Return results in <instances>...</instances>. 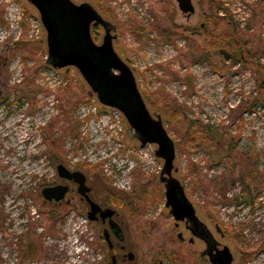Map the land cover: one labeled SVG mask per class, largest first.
Wrapping results in <instances>:
<instances>
[{
    "label": "rangeland",
    "instance_id": "374dc122",
    "mask_svg": "<svg viewBox=\"0 0 264 264\" xmlns=\"http://www.w3.org/2000/svg\"><path fill=\"white\" fill-rule=\"evenodd\" d=\"M101 1L118 16L112 18L122 28L124 57L176 142L174 176L186 185L198 218L230 248L233 264H264V0H192L191 16L176 0ZM214 1L224 5L217 19L209 14ZM0 12V264H105L94 228L75 211L59 219V207L45 202L42 190L59 183L60 163L111 178L119 191L153 186L162 161L155 147L126 139L119 114L88 98L77 70L46 63V33L24 0H0ZM237 29L259 59L220 54H245L226 45ZM29 68L38 72L32 86L23 83ZM59 139L64 147L56 155L48 143ZM160 209L151 212L164 214L160 227L149 216L141 220L133 250L143 264H179L166 258L174 248L170 237L177 238ZM180 232L188 249L192 236ZM195 241L202 252L203 242ZM255 251L251 259L244 254Z\"/></svg>",
    "mask_w": 264,
    "mask_h": 264
},
{
    "label": "flooded vegetation",
    "instance_id": "af4514ba",
    "mask_svg": "<svg viewBox=\"0 0 264 264\" xmlns=\"http://www.w3.org/2000/svg\"><path fill=\"white\" fill-rule=\"evenodd\" d=\"M24 2L38 14L42 29L46 33L47 50L50 32L52 43L59 50L58 59L65 57V62L63 61L65 66L61 69L77 70L90 89L88 98L94 99L102 108L119 114L122 130L125 131L126 139L130 143L135 141L143 147L145 141L146 146L155 147V153L159 150L160 144L169 145L175 148L176 153V142L167 130L163 114L158 112V107L148 97L149 91L143 81L138 79L136 70L129 63L130 60L124 57L121 44L122 28L112 18L114 15L118 18L112 7L105 5L101 0H24ZM70 55L73 61L67 63L66 58ZM232 59L233 54L230 60ZM176 157L175 154L171 173L163 175L166 160L156 156L157 160L162 161L163 166L153 178L155 183H150L153 186L138 188L136 185L130 191L117 190L109 178L98 173L70 169L68 165L60 163L59 165L65 166L71 173L82 172L89 190L81 194L78 191L79 183L74 178L59 176L58 184L47 187L66 186L68 192L59 203H49L59 207V219L66 217L68 211H75L77 218L86 219L94 228L105 252V264H143L142 259L133 250L131 237L135 236L137 248L141 232L139 225L145 217H151L148 220L153 228L160 227L158 221L164 214L161 212L155 216L151 214L157 206L161 211H166L165 219L174 222L172 234L175 233L177 239H173V235L170 237L174 243L172 252L175 249H183L181 246L186 242L180 228H184L192 237L188 240L189 248L183 250L189 251L191 255L192 253L198 255L204 261L203 264H213L211 259L218 258L224 246H221L207 225L198 218L186 185L180 178L174 176L177 172ZM178 183L182 190L177 187ZM167 186L173 193L171 197L174 201L182 200L180 190L184 193L185 199L195 209L194 216L184 213L182 219H175L171 208L167 206ZM129 226H135V233ZM216 230L222 232L219 224H216ZM195 240L203 242L205 247L202 252L197 253L194 249ZM166 262L161 259L159 263L154 264Z\"/></svg>",
    "mask_w": 264,
    "mask_h": 264
},
{
    "label": "water",
    "instance_id": "95a60500",
    "mask_svg": "<svg viewBox=\"0 0 264 264\" xmlns=\"http://www.w3.org/2000/svg\"><path fill=\"white\" fill-rule=\"evenodd\" d=\"M179 6V9L188 15L195 13V7L192 3V0H176ZM56 48V49H55ZM59 52L57 46H55L54 43H52V35L49 32V49H48V57L46 60V63L54 68L61 69L65 65L63 63L65 62V57H57V53ZM220 54H222L225 59H230L231 55L228 51L221 49ZM62 61H61V60ZM70 61H69V60ZM61 62H60V61ZM64 61V62H63ZM73 61L72 55L70 57L66 58V62L70 63ZM143 147L146 146V142H143ZM156 156L160 158H165L166 163L163 169L162 174L165 173L170 174L173 166L172 162L175 158V148L173 146L169 145H162L160 144L159 150L156 151ZM57 173L58 176L62 178L67 179H75L76 182L79 183V193L85 194L89 189L85 185V176L82 172L77 171L75 173H71L69 169H67L63 165H58L57 167ZM177 187H179L182 190V187L178 183ZM179 189V190H180ZM180 190V194L182 197V200L180 201H174V199L171 197L173 193H171V189L167 186V206L171 208V213L175 216L176 220L182 219V215L184 213L189 214L191 216L195 215V209L194 207L188 203L187 199L184 197V193ZM68 192V187L66 186H54V187H46L42 190V196L46 202H56L59 203V201L63 200ZM211 261L213 264H233L234 257L229 247L224 246L223 249L220 251V255L218 258H212Z\"/></svg>",
    "mask_w": 264,
    "mask_h": 264
},
{
    "label": "trees",
    "instance_id": "16d2710c",
    "mask_svg": "<svg viewBox=\"0 0 264 264\" xmlns=\"http://www.w3.org/2000/svg\"><path fill=\"white\" fill-rule=\"evenodd\" d=\"M223 7H224V5H223L222 2H215V1L212 2L211 6H210V11L211 12L209 13L210 17L212 19H217V16L219 14V10L223 9ZM0 14H1V16H3V12H0ZM218 25H219V23H218ZM226 45L230 49H233V50L234 49H238L240 47L244 48L245 54L242 53V51L239 54V56L236 53L233 54L235 61L247 62V58H251V59H253V58L259 59L260 58L259 54H261V52L260 53L255 52V50L252 47V44L250 43L249 39L247 38V33L245 31L241 30V29L235 30L230 35V38L226 42ZM19 46L22 49L23 53H27L26 52V51H28V50H26L27 44H20ZM197 51H198V48H197ZM209 55L210 54L207 55V57H208L207 59L208 60L211 59ZM35 75L36 76L38 75V72H37L36 69H31V68L25 69L24 72H23V76H24L23 77V83H25L28 86L34 85L35 80H36ZM13 88L14 87L11 86L9 91H11ZM69 88H70L69 85L64 87L65 90H69ZM82 102H83V98H80V100L76 103V105H74L73 108H76ZM183 115H184L183 112L176 113V117H180V116H183ZM194 135L195 134H193V136ZM200 135L202 137H204L203 138L204 140H207V137L204 134L201 133ZM48 144H49L48 148H49L51 153H55L56 152V155L57 154L59 155V152L63 151L64 145H63V143L60 142V139H59V141L58 140H51V141L49 140ZM87 164L90 165L89 163H87ZM95 167L99 168V171L101 173H103V175H104V172H103V169H102V165H96ZM109 180L112 181L111 178H109ZM240 241H241V239H240ZM262 243H264V240L262 241ZM257 252L258 251L248 252V253L245 252L244 254L247 256V259H251V258H253L256 255ZM166 258L172 263H179V264H195L196 262L198 264H203L204 263V261L198 255H193V253L191 255V253L189 251H185L183 249H181V250L180 249H178V250L175 249L174 252L171 251L169 254H166Z\"/></svg>",
    "mask_w": 264,
    "mask_h": 264
}]
</instances>
